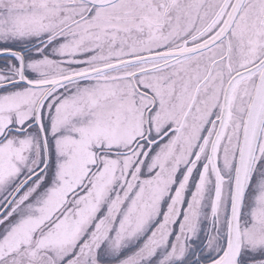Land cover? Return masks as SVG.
<instances>
[{
  "label": "snow or ice",
  "instance_id": "6c2138e0",
  "mask_svg": "<svg viewBox=\"0 0 264 264\" xmlns=\"http://www.w3.org/2000/svg\"><path fill=\"white\" fill-rule=\"evenodd\" d=\"M0 264H264V0H0Z\"/></svg>",
  "mask_w": 264,
  "mask_h": 264
}]
</instances>
